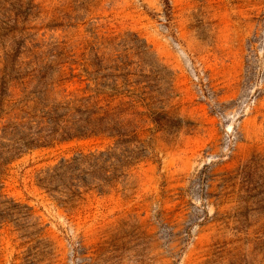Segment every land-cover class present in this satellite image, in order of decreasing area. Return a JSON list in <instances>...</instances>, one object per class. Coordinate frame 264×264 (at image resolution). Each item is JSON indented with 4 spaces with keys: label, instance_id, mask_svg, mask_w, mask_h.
<instances>
[{
    "label": "rangeland",
    "instance_id": "1",
    "mask_svg": "<svg viewBox=\"0 0 264 264\" xmlns=\"http://www.w3.org/2000/svg\"><path fill=\"white\" fill-rule=\"evenodd\" d=\"M142 47L155 67L139 62ZM52 48L74 60L64 86L79 96L93 87L79 67L92 49L129 57L145 88L135 108L146 114L130 117L141 152L111 185L71 200L38 187L39 172L112 140L10 162L0 264H264V201L242 203L235 175L264 158V0H0V79L18 53L51 64Z\"/></svg>",
    "mask_w": 264,
    "mask_h": 264
},
{
    "label": "trees",
    "instance_id": "2",
    "mask_svg": "<svg viewBox=\"0 0 264 264\" xmlns=\"http://www.w3.org/2000/svg\"><path fill=\"white\" fill-rule=\"evenodd\" d=\"M107 44L111 45L112 41ZM145 47L138 50L139 56L136 54L139 62L155 67ZM91 51L94 52L93 63L83 62L79 66L93 85L90 94L83 92V96L64 86L67 80L63 64L74 60L57 48L47 54L51 64L43 63L40 57L31 64L23 63L18 61V53L17 60L10 62L9 71L3 69L0 79V184L6 166L13 160L33 150L71 141L103 137L113 143L102 151H79L39 172L35 180L37 186L67 200L78 197L83 190L111 185L139 158L141 149L136 146L139 140L130 117L146 114L135 108L143 102L145 88L133 80L135 73L131 72L128 56L110 59L99 49ZM61 59L65 61L59 62ZM68 64L67 74L73 78L77 69L72 67L75 62ZM89 89L87 84L85 91ZM99 97L102 104L96 100ZM159 117L154 114L152 122L155 125ZM235 175L243 193L239 196L242 203L248 205V200H252L259 205L264 201V158H252Z\"/></svg>",
    "mask_w": 264,
    "mask_h": 264
}]
</instances>
